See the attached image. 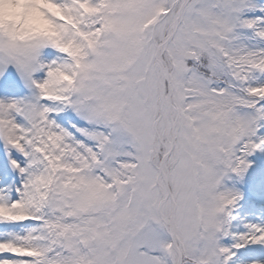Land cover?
I'll list each match as a JSON object with an SVG mask.
<instances>
[{
  "label": "snow or ice",
  "instance_id": "6c2138e0",
  "mask_svg": "<svg viewBox=\"0 0 264 264\" xmlns=\"http://www.w3.org/2000/svg\"><path fill=\"white\" fill-rule=\"evenodd\" d=\"M264 0H0V264H264Z\"/></svg>",
  "mask_w": 264,
  "mask_h": 264
},
{
  "label": "bare ground",
  "instance_id": "6f19581e",
  "mask_svg": "<svg viewBox=\"0 0 264 264\" xmlns=\"http://www.w3.org/2000/svg\"><path fill=\"white\" fill-rule=\"evenodd\" d=\"M241 205L237 213L238 218L233 222V232L246 231L245 224L247 223L264 222V208L252 206L247 201H241ZM254 257H264V249L249 246L238 253V258L245 262Z\"/></svg>",
  "mask_w": 264,
  "mask_h": 264
}]
</instances>
